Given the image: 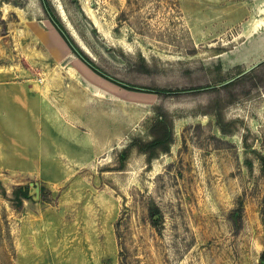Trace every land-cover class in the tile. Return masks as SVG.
Segmentation results:
<instances>
[{"label":"rangeland","instance_id":"rangeland-1","mask_svg":"<svg viewBox=\"0 0 264 264\" xmlns=\"http://www.w3.org/2000/svg\"><path fill=\"white\" fill-rule=\"evenodd\" d=\"M263 253L264 0H0V264Z\"/></svg>","mask_w":264,"mask_h":264},{"label":"trees","instance_id":"trees-1","mask_svg":"<svg viewBox=\"0 0 264 264\" xmlns=\"http://www.w3.org/2000/svg\"><path fill=\"white\" fill-rule=\"evenodd\" d=\"M54 26L56 27L57 31L60 33L61 37L66 41V43L71 46L81 57L82 61L90 67L95 73L101 75L102 77H105L109 80H111L109 77H107L105 74L100 72L88 59L84 57L83 54H81L78 49L75 47L74 43L70 40V38L65 34L63 29L57 25V23L54 20H51ZM112 81V80H111ZM114 83L119 84L118 82L114 81ZM156 125L158 128H160L161 131L158 132L156 136H154L150 141L148 142H138L134 141L130 147H135L140 153L148 156V161H152V159L156 158L161 153H167L169 152L173 142H174V129L173 124L171 121H168L167 119L160 117ZM125 151L124 153H126ZM152 214L154 216L159 214V211L156 209H152ZM261 264H264V253L261 258Z\"/></svg>","mask_w":264,"mask_h":264}]
</instances>
